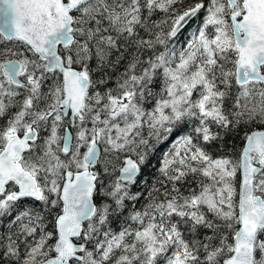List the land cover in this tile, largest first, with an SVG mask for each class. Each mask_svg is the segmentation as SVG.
Wrapping results in <instances>:
<instances>
[{"label": "snow or ice", "instance_id": "snow-or-ice-1", "mask_svg": "<svg viewBox=\"0 0 264 264\" xmlns=\"http://www.w3.org/2000/svg\"><path fill=\"white\" fill-rule=\"evenodd\" d=\"M183 3L0 0V118L18 109L0 129V217L26 197L59 209L52 232L44 231L39 214L16 216L28 220L21 224L24 235L34 236L38 227L41 235L22 259L9 236L4 256L19 264H157L160 257L166 264H264V130L245 132L236 162L213 159L191 136L181 137L161 168L171 190L129 214L137 227L105 231L93 251L87 248L110 214L122 211L125 200L139 199L128 188L146 162L149 138L159 140L185 118L199 121L195 132L206 143L219 137L209 122L225 131L264 125V0H197L181 11ZM156 10L168 15L149 24ZM202 10L197 33L181 50L169 48ZM162 25L169 26L166 32ZM158 45L164 50L157 53ZM129 48L134 52L115 87L99 91L111 78L107 70ZM144 52L151 55L142 58ZM94 73L100 78L93 79ZM157 76L162 86L154 93ZM48 80L53 86L44 91ZM149 98L154 107L146 111ZM144 126L149 138L141 136ZM69 128L76 129L74 136ZM120 152L132 155H125L120 175L105 189L97 166L102 154ZM197 173L210 183L201 181L198 193L182 195L177 182ZM97 195L112 203L97 206ZM181 224L193 234L203 227L212 235L189 241Z\"/></svg>", "mask_w": 264, "mask_h": 264}, {"label": "trees", "instance_id": "trees-1", "mask_svg": "<svg viewBox=\"0 0 264 264\" xmlns=\"http://www.w3.org/2000/svg\"><path fill=\"white\" fill-rule=\"evenodd\" d=\"M197 0H184L183 5L180 10L182 11L184 8H187ZM205 4H207L208 0H204ZM143 3V0H141ZM142 15L144 17L148 16L147 10L142 9ZM168 14L163 13L159 10L154 11L150 18H148V23L152 24L154 22H159L166 18ZM206 13L202 10L198 13L197 17L182 31L178 34V37L172 41H169V48L172 45H175L176 49L180 47L181 35L183 34H193L197 33V30L202 26L204 17ZM194 23V26H191ZM168 25H162L163 30L166 32L168 30ZM153 33L161 31V29L153 28ZM211 33V29L208 30ZM140 35L144 38H149L148 35L144 32V30H140ZM164 50V46L158 45L156 48V52H160ZM181 50V49H180ZM134 49L129 48L125 53L124 60L114 69H108L107 71L110 74V79L106 85H99L98 89L101 92H104L107 88H114L116 79L120 76V74L124 71L125 66L129 62L130 56L133 54ZM148 55H151L149 52L142 53V58H146ZM93 68H95V62L93 61ZM228 67H232V65H227ZM101 76L100 73H94L93 79H99ZM53 80H48L43 85V90L47 91L50 87L53 86ZM162 86V79L160 76L156 77L154 84L152 85V90L154 93H159ZM236 93L235 86L232 89V97L234 99ZM193 98H196L195 95ZM231 106V100L227 101L225 104V110ZM143 107L146 111H150L154 107V100L149 98L148 100L143 102ZM16 108H11L8 112V115L0 118V129H3L6 125L7 119L11 117V115L17 111ZM90 126V125H89ZM121 126H123V122H121ZM199 126V121L196 119L185 118L184 120L177 122L172 125L171 133H163L159 140L156 138H149L148 133L149 129L147 126H144L140 129L141 136L144 138H149L150 147L147 149V159L144 165L141 166L140 172L136 178V183L132 184L128 188V192L130 195L140 194L139 199L137 200H125L124 209L120 212H116L109 215L108 222L100 227V232L96 234V237L93 241L87 244V248L89 251L94 250V245L96 240L104 239L103 233L105 231H109L113 234L118 233L125 227L131 225V227L135 228V225L132 221L128 219L129 214L135 210H141L146 206L152 199H163V192L165 188L171 190L172 183L167 180V178L161 172V168L163 167V162L166 154L172 153L174 149V145L176 142L184 136H191L193 138V143L199 147H201L206 153H208L213 159L219 157H227L232 159L234 162L239 160L241 150L244 146V134L245 132H251L256 129H263L264 125L260 124H252L249 126H241L232 131H225L221 129L216 124L209 122L210 130L213 133H219V137L210 142H204L201 135H198L195 132V128ZM72 129V128H71ZM63 128H61L62 134ZM41 137L47 135V131H41ZM126 154L131 153H112L107 156L102 154L101 163L97 166V170L100 171L101 176L100 179L104 184L105 189L110 190L109 186L116 180L118 177V169L122 163V157ZM118 157V158H117ZM136 159V157L133 155ZM108 163V173H104L103 168L104 165ZM175 167V166H174ZM203 181L204 183H210L206 178L201 176L199 173L193 175H187L182 182H177V187L180 189V193L184 196H188L191 190H195L197 193L200 191L199 184ZM239 181L240 174L237 173L235 180V187L237 193L239 192ZM159 189V191H156ZM238 199V196H237ZM95 202L97 206L102 205L103 203L111 204L112 201L104 196L97 195L95 197ZM202 211L205 212L208 219H213L212 214L208 213L206 207H202ZM24 211H29L31 214L36 215L39 214L43 217L42 225L44 226L45 232L54 231V221L55 217L59 212V209H53L51 206H46L42 202L37 201L31 198H24L15 203V205L11 208L10 212L2 217H0V264H19L18 261L4 256L3 253L5 251V247L8 244V237L11 236L13 240L17 242L20 250V257L23 258L26 249L30 246L36 239L41 235L40 228H37L36 234L34 236H26L21 232V224L28 223L27 218L23 221H16L15 217ZM173 219H178L177 217H173ZM181 230L184 232L185 239L191 241L193 239V235H195L198 239L206 240L209 236L212 235V230L207 228H198L196 233L193 234L189 231L187 225L181 224ZM82 242V241H77ZM54 243V240H50L49 244ZM213 243H218V241H213ZM119 253H117L118 255ZM170 254V253H169ZM50 255H54L51 253ZM201 260H203L204 252L201 249L200 251ZM157 264H166L165 257L158 258Z\"/></svg>", "mask_w": 264, "mask_h": 264}, {"label": "rangeland", "instance_id": "rangeland-1", "mask_svg": "<svg viewBox=\"0 0 264 264\" xmlns=\"http://www.w3.org/2000/svg\"><path fill=\"white\" fill-rule=\"evenodd\" d=\"M192 36L190 34H184L181 38L180 42V47H178L177 51H179L180 49H182L188 42V40L191 38ZM63 134V131H62ZM61 134V135H62ZM85 149H82V151H84ZM127 155V154H126Z\"/></svg>", "mask_w": 264, "mask_h": 264}, {"label": "water", "instance_id": "water-1", "mask_svg": "<svg viewBox=\"0 0 264 264\" xmlns=\"http://www.w3.org/2000/svg\"><path fill=\"white\" fill-rule=\"evenodd\" d=\"M193 19L194 18H192L188 23H187V25L181 30V32L188 26V24L190 23V22H192L193 21ZM69 130H70V128H69ZM256 130H264V129H256ZM253 131H255V130H253ZM70 132L72 133V131L70 130ZM252 132V131H251ZM73 134V133H72ZM63 135V134H62ZM134 160H135V158L134 157H132ZM124 159V158H123ZM123 162V161H122ZM122 166V165H121ZM120 175V173H119V171H118V176ZM239 187H240V181H239ZM26 198H30V197H26ZM22 199H24V198H22ZM31 199H33V198H31ZM79 243V242H78Z\"/></svg>", "mask_w": 264, "mask_h": 264}, {"label": "flooded vegetation", "instance_id": "flooded-vegetation-1", "mask_svg": "<svg viewBox=\"0 0 264 264\" xmlns=\"http://www.w3.org/2000/svg\"><path fill=\"white\" fill-rule=\"evenodd\" d=\"M191 26H194V23L191 25ZM184 35V34H183ZM183 35L180 34V36L182 37ZM65 126H67V118H66V121H65ZM72 131H73V136L75 135V132H76V129L75 128H72ZM86 150V149H85ZM84 150V151H85Z\"/></svg>", "mask_w": 264, "mask_h": 264}, {"label": "bare ground", "instance_id": "bare-ground-1", "mask_svg": "<svg viewBox=\"0 0 264 264\" xmlns=\"http://www.w3.org/2000/svg\"><path fill=\"white\" fill-rule=\"evenodd\" d=\"M70 130L72 131V129L70 128ZM72 133H73V131H72ZM127 155H130V154H127ZM125 157V155L122 157V161H123V158ZM121 165H122V163H121ZM121 165L119 166V168L121 167Z\"/></svg>", "mask_w": 264, "mask_h": 264}]
</instances>
